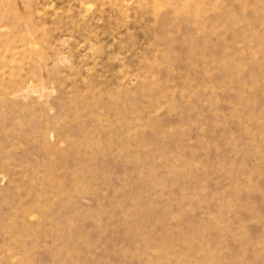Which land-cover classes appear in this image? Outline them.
<instances>
[{
    "label": "rangeland",
    "instance_id": "obj_1",
    "mask_svg": "<svg viewBox=\"0 0 264 264\" xmlns=\"http://www.w3.org/2000/svg\"><path fill=\"white\" fill-rule=\"evenodd\" d=\"M0 264H264V0H0Z\"/></svg>",
    "mask_w": 264,
    "mask_h": 264
}]
</instances>
